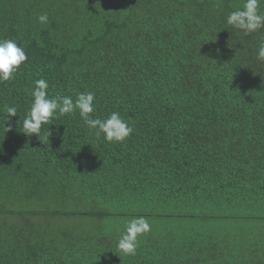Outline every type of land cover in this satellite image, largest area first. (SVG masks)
<instances>
[{"label": "trees", "instance_id": "trees-1", "mask_svg": "<svg viewBox=\"0 0 264 264\" xmlns=\"http://www.w3.org/2000/svg\"><path fill=\"white\" fill-rule=\"evenodd\" d=\"M244 3L0 0V40L28 57L0 81V264H264V29L227 24ZM38 79L133 133L110 143L77 110L25 135Z\"/></svg>", "mask_w": 264, "mask_h": 264}, {"label": "clouds", "instance_id": "clouds-1", "mask_svg": "<svg viewBox=\"0 0 264 264\" xmlns=\"http://www.w3.org/2000/svg\"><path fill=\"white\" fill-rule=\"evenodd\" d=\"M262 2L264 0H245L243 9L235 10L227 16V24L242 30L245 35L264 29V13L260 11ZM37 19L41 25L49 22L47 13L40 14ZM257 58L264 61V43H261L258 48ZM27 59L25 49L18 45L16 40H0V81L12 80ZM48 89L49 84L46 80L34 81L31 92L33 101L22 125L25 135L29 137L32 135L39 136L42 126L47 125L50 120L77 110L89 130L93 131L98 138L103 135V138L110 143H123L133 133V128L119 112H112L104 119L93 118L96 100L94 92H81L74 101L68 95L49 96ZM5 110L7 120L9 117L17 116L15 106H6ZM7 129L10 130V128ZM50 135L52 133L47 129V136ZM149 231L150 225L146 218H133L128 222L124 234L118 241L119 251L125 255H134L138 246V237Z\"/></svg>", "mask_w": 264, "mask_h": 264}]
</instances>
